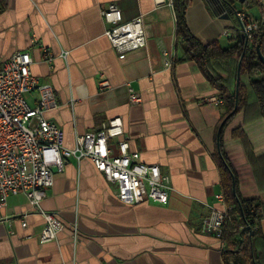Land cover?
<instances>
[{
	"label": "crops",
	"instance_id": "crops-1",
	"mask_svg": "<svg viewBox=\"0 0 264 264\" xmlns=\"http://www.w3.org/2000/svg\"><path fill=\"white\" fill-rule=\"evenodd\" d=\"M110 2L125 20L141 16L146 30V44L124 59L105 34L101 11ZM225 15L219 0H191L187 10L203 42L220 40L225 30L231 35L236 11ZM19 50L30 52L33 74L54 88L59 105L45 116L62 127L67 147H75L78 134L121 117L130 150L159 164L173 190L167 204H126L89 158L72 156L54 171L40 204L64 228L41 242L44 216L24 193L10 195L0 204V264H244L242 253L225 255L220 240L203 231L210 206L225 207L216 198L222 190L215 161L224 108L210 100L216 88L177 46L172 0H0V63ZM102 74L111 87L100 88ZM130 87L139 102H131ZM27 98L36 104L37 90ZM246 128L254 140L263 138L262 120ZM117 142L110 140L114 151ZM242 188L257 195L245 180ZM260 227L264 232V218Z\"/></svg>",
	"mask_w": 264,
	"mask_h": 264
},
{
	"label": "built area",
	"instance_id": "built-area-1",
	"mask_svg": "<svg viewBox=\"0 0 264 264\" xmlns=\"http://www.w3.org/2000/svg\"><path fill=\"white\" fill-rule=\"evenodd\" d=\"M101 13L107 24L105 34L121 59L129 51L146 44L141 16L125 20L115 2H110ZM236 15L241 32L248 40L252 39L253 31L259 27L258 20L241 10L236 11ZM223 34L229 36L230 32L225 30ZM46 57L52 59L49 53ZM32 63L33 58L26 50L16 51L0 63V204H6L12 194L24 193L31 205L44 216L40 241L54 240L65 224L55 212L43 210L40 204L47 190L54 185V171L64 170L66 159L72 156L78 160L89 158L95 168L116 185L122 202L130 205L145 201L167 204L173 190L170 175L164 173L159 164L142 161L140 152L130 150L121 117L103 122L96 131L78 134L74 148L65 145L62 127L45 116L46 111L59 105L54 88L33 74ZM109 87L110 81L102 74L100 88ZM34 90L38 92V99L33 105L27 94ZM130 90L131 102H139L141 96L131 87ZM210 100L223 102L220 92ZM113 138L118 139L117 151L110 145ZM216 198L225 207L210 206L203 231L218 238L222 244L227 208L223 192L216 194ZM24 217L22 225L26 226ZM73 231L77 240V226Z\"/></svg>",
	"mask_w": 264,
	"mask_h": 264
},
{
	"label": "trees",
	"instance_id": "trees-1",
	"mask_svg": "<svg viewBox=\"0 0 264 264\" xmlns=\"http://www.w3.org/2000/svg\"><path fill=\"white\" fill-rule=\"evenodd\" d=\"M190 1L172 0L177 46L184 59L198 64L223 98L221 153L218 150L215 156L227 208L221 248L225 255L242 253L244 264H264V232L260 227L264 218V136L254 140L246 128L258 120L264 128V62L258 52L259 48L264 56V18H255L259 27L247 44L239 25L231 28L226 45L219 39L203 42L188 23ZM222 1L234 11H238V3L246 8L262 6L259 0ZM243 180L257 195L244 193Z\"/></svg>",
	"mask_w": 264,
	"mask_h": 264
},
{
	"label": "water",
	"instance_id": "water-1",
	"mask_svg": "<svg viewBox=\"0 0 264 264\" xmlns=\"http://www.w3.org/2000/svg\"><path fill=\"white\" fill-rule=\"evenodd\" d=\"M219 1H222V0H219ZM241 2H244V0H240ZM223 2V1H222ZM223 8H224V10L226 11V15H225V17H231V14L233 13V12H235L234 11V8H232L231 6H229V5H227V4H225L224 2H223ZM243 37L245 38V42H246V44L248 43V38H247V36L245 35V34H243ZM258 52H259V56H260V58H261V60L264 62V56L262 55V53H261V51H260V49L258 48ZM238 86H239V78H238V82H237V89H238ZM236 109V108H235ZM235 111V110H234ZM231 115V113L228 115V117ZM224 121L225 120H223L222 122H221V124H220V126H219V129H218V133H217V136H218V150H219V152L221 153V151H220V145H219V136H220V131H221V128H222V125H223V123H224ZM234 189H235V181H234Z\"/></svg>",
	"mask_w": 264,
	"mask_h": 264
},
{
	"label": "rangeland",
	"instance_id": "rangeland-1",
	"mask_svg": "<svg viewBox=\"0 0 264 264\" xmlns=\"http://www.w3.org/2000/svg\"><path fill=\"white\" fill-rule=\"evenodd\" d=\"M259 1H260V3L262 4V6H261V11H260V7H259V6H254V7H252L250 10H251V12H252L253 14H255V15H257V16H259L260 13L262 12V18H264V0H259ZM233 18H234V21H236V19H238L235 15H233ZM220 41H221V43H222L223 45H226V44H228L229 39H228L226 36L223 35V36L220 38Z\"/></svg>",
	"mask_w": 264,
	"mask_h": 264
}]
</instances>
